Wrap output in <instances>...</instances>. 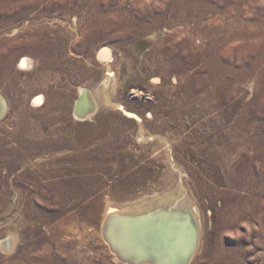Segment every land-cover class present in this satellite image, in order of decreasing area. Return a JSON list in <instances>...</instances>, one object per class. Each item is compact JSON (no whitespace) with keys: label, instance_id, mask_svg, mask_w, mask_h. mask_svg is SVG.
Segmentation results:
<instances>
[{"label":"rangeland","instance_id":"1","mask_svg":"<svg viewBox=\"0 0 264 264\" xmlns=\"http://www.w3.org/2000/svg\"><path fill=\"white\" fill-rule=\"evenodd\" d=\"M0 96V264H127L108 229L187 208V264H264V0H0ZM51 154L85 157L80 202Z\"/></svg>","mask_w":264,"mask_h":264},{"label":"bare ground","instance_id":"2","mask_svg":"<svg viewBox=\"0 0 264 264\" xmlns=\"http://www.w3.org/2000/svg\"><path fill=\"white\" fill-rule=\"evenodd\" d=\"M38 102H40V99H36L34 101V103ZM6 109L7 103L5 99L0 96V116L5 113ZM34 138L37 137L34 136L32 139ZM38 139L40 141V145L38 147H35L34 143L29 141L25 145L20 144V147L18 149L14 148V150H12L11 152H16L18 150L19 155H21L23 159L28 160L30 157H35L38 150H44V147L46 145L51 146L47 149V151H53L52 149H55L54 146L56 144H60V142L55 141L47 142L48 140L46 141L41 134L38 135ZM70 159L71 161L68 160L69 163L56 165V157L52 156L51 154L49 161L40 165V170L44 171L42 172V175L46 179L48 177H53L54 179L56 178L47 186V188L54 193V196L57 200L68 202V200L73 199L80 202L88 195L89 191L86 189V186H88L91 180H87L84 176V172L86 169L84 168V165L86 163L85 157L78 154H72V156H70ZM34 176H38L36 171H34ZM188 210L191 211L192 214H194V212L196 211V209L191 210L190 208ZM25 222L27 223V220H25ZM122 227V233L124 232L125 237H127V243L121 242L120 239L118 241L117 237L120 234V230L118 231V229H108L107 231V240L109 242L108 244H110L111 249L114 251L117 257L120 258V260L126 262L127 264H176V261L173 262L174 257H171L174 256V254L172 253L174 252L176 246L174 247V249H172L171 246L173 243L177 246L179 245L177 244L178 237L174 238L173 235L171 237L169 234H167L166 229L162 225L161 210L150 212L139 217H134L133 220L123 224ZM180 230L181 229L179 228V234ZM15 239L8 238L5 240H0V250L6 249L10 252V250H12L15 245ZM154 239H158L160 241L161 251L156 250L155 246V248L153 247ZM197 245L198 244L196 241V245L194 247L190 260L197 250Z\"/></svg>","mask_w":264,"mask_h":264},{"label":"water","instance_id":"3","mask_svg":"<svg viewBox=\"0 0 264 264\" xmlns=\"http://www.w3.org/2000/svg\"><path fill=\"white\" fill-rule=\"evenodd\" d=\"M162 225L166 229L167 234L174 238L178 237V246L172 244L171 248L175 250L174 260L176 264H187L193 253L197 241V225L190 212L186 210H169L162 212ZM180 230V234L178 229ZM182 232V233H181ZM181 245V247H180ZM176 255V256H175ZM179 259V260H178Z\"/></svg>","mask_w":264,"mask_h":264}]
</instances>
